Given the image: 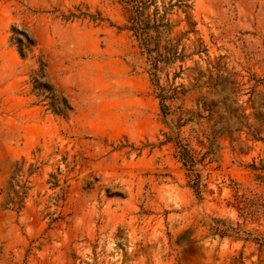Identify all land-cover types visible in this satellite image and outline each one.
<instances>
[{"label":"rangeland","instance_id":"1","mask_svg":"<svg viewBox=\"0 0 264 264\" xmlns=\"http://www.w3.org/2000/svg\"><path fill=\"white\" fill-rule=\"evenodd\" d=\"M188 3L162 107L125 0H0V264H264V0Z\"/></svg>","mask_w":264,"mask_h":264},{"label":"trees","instance_id":"2","mask_svg":"<svg viewBox=\"0 0 264 264\" xmlns=\"http://www.w3.org/2000/svg\"><path fill=\"white\" fill-rule=\"evenodd\" d=\"M189 0H125L130 6V17L126 29L133 33L138 42V47L146 61L150 65V75L154 80L156 88L159 90L161 106L165 107L163 101L165 95L157 81V71L159 64L163 66L173 64L176 61H182L184 56L177 51L176 44H172L167 39L172 25L170 16L175 8L180 10L189 9ZM153 10L150 12V9ZM163 38V39H162ZM162 40L165 42L161 45ZM178 154L181 162L190 172L195 171V160L187 150L186 146L178 143ZM264 182V181H263ZM192 188L199 196V176L195 174L192 179ZM216 232L225 234L226 231L216 227Z\"/></svg>","mask_w":264,"mask_h":264}]
</instances>
